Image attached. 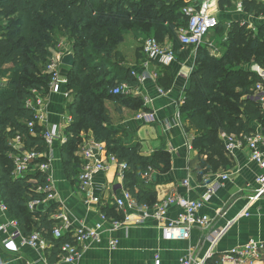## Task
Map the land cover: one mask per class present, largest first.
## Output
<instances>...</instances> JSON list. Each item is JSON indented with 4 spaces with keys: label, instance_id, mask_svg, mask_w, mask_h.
<instances>
[{
    "label": "trees",
    "instance_id": "obj_1",
    "mask_svg": "<svg viewBox=\"0 0 264 264\" xmlns=\"http://www.w3.org/2000/svg\"><path fill=\"white\" fill-rule=\"evenodd\" d=\"M242 1L248 14L264 18V2ZM182 6V2L176 0H0V23L7 17L13 19L11 32L3 31L0 25V71L8 64L23 68V71L17 69L8 83L0 87V191L22 232L31 224L32 212L28 204L46 196L38 193L37 189L45 185L47 175L36 170L25 178L14 179L8 140L21 134L28 149H35L41 155L47 152L41 128L37 127L36 134L29 135L25 123L33 118L26 108V101L33 96V91H41L50 83L49 75L47 83L30 81V75L38 71L27 63L26 48L35 50L46 69L51 57V54L43 53L48 47L45 38H50L47 32L52 28L64 30L73 41L76 65L69 69L67 75V89L72 92V102L67 105V110L73 121L66 127V133L72 138L60 148L66 178L75 184L81 167L78 153L84 143L80 134L91 132L94 140L106 145L108 154L128 165L125 187L132 198L139 205H153L157 201V193L152 180L143 182L145 189L136 190L131 177L138 170L143 173L148 169L152 173L165 171L160 164L162 156H143L138 146L121 145L113 137V132L104 128V124L110 122L104 104L106 100L113 99L120 104L134 106L133 100L113 97L111 93L113 87L123 82L133 88L138 85L131 76V69L122 68L119 53L115 50L123 40L122 30L132 29L137 35L153 32V38L158 42L174 39L176 31L187 24L181 12ZM226 49L225 55L217 59L199 48L197 71L191 77L182 107V114L190 126L202 131L197 142L201 152L199 171L219 169L229 164L226 148L219 138L221 132L242 139L252 133L247 120L263 121L261 107L244 99L254 92L261 80L252 71L244 69V65L255 58L264 69V25L258 28L257 33L246 25H232ZM88 51L98 56L94 63L86 59ZM189 54L188 50L183 52L185 56ZM44 158L41 157L40 161ZM102 212L110 217H119L113 210L104 209ZM40 223L45 224V231H51L54 226L46 217L40 218ZM42 230L41 226L37 228L38 232ZM46 238L52 240L55 247L50 259L53 262L69 237L54 239L48 235Z\"/></svg>",
    "mask_w": 264,
    "mask_h": 264
},
{
    "label": "crops",
    "instance_id": "obj_2",
    "mask_svg": "<svg viewBox=\"0 0 264 264\" xmlns=\"http://www.w3.org/2000/svg\"><path fill=\"white\" fill-rule=\"evenodd\" d=\"M205 1H209L210 12L220 21L218 29L212 32L211 37H206L204 44L196 49H182L176 44L173 47L176 57L173 64L150 65L146 71L147 80L143 84L138 83L135 88L132 87L131 94L121 96L133 100L134 106L120 104L113 99L106 100L104 106L110 122L104 124V128L113 132V137L121 145L138 146L143 156H162L160 164L165 171L154 172L150 178L157 193L156 202L173 194L201 200L206 191L214 186L215 192L201 211L212 219L211 228L208 231L193 229L187 241H168L162 231L164 223L148 220L143 225H136L134 222L116 231L104 232L99 241L88 243L82 251V256L72 264H155L156 259L160 264H179L180 259L188 254L196 261L207 257V264H232L231 261H224L225 256L232 250L246 245L251 240L264 243V196L253 204L250 203L259 188L257 178L263 171L251 160V153L244 143L241 144V137L228 136L223 132L219 138L226 148L229 164L219 169L208 168L199 171L201 152L197 142L202 131L192 128L186 116L182 114L191 77L197 71L196 57L199 48L220 59L223 56L213 55L210 53L211 49L220 42L222 47L223 44L226 47L232 25H246L257 33L258 28L264 25V18L248 14L242 0H191V3L197 7ZM170 40L166 39L165 43ZM187 50L190 54L183 55ZM143 60L141 50L138 59L121 66L131 69L132 76L134 71H143ZM252 73L260 78L264 87V70L258 68ZM255 94L254 88V92L244 99L251 100L261 107L263 121L247 122L252 130L251 134H264V105L255 101ZM71 102L72 97L67 100L61 94H53L49 99L48 122L64 127L65 133L66 127L71 124L67 121L70 116L67 105ZM144 112L152 114L155 119L153 123L147 124L151 127L138 118ZM144 127L149 128L144 132ZM80 137L84 143L93 138L91 132H82ZM61 147L57 146L44 158V161L50 164L58 201H46L35 210L29 208L32 212L31 224L23 229L25 235L31 236L38 232L39 226L43 227L40 234L45 240L44 244L38 249L22 246L17 252H9L2 244L5 236L0 235L1 264H69L64 262L62 252L55 261L50 262L55 247L52 240L46 236L51 235L52 230L45 231V224L40 223V218L46 217L55 224L58 214L62 211L70 216L73 227L78 228L93 227L99 222L104 209L113 210L117 214L116 199L122 196L126 187L125 179L119 178L116 166L112 165L108 172L95 177L93 193L99 201L87 203L85 197L65 176L60 159ZM224 175L228 177L225 181L222 180ZM131 180L135 181L136 190L145 189L143 182L146 179L143 171L135 172ZM184 181H189L188 187L184 185ZM245 210L248 216L242 215ZM125 212L136 221L138 210L127 207ZM179 212L178 208L171 209L166 222L175 220ZM12 221L17 220L8 208L6 211L2 210L0 203V224L9 225ZM217 234L219 239L213 245L211 237H216ZM113 240L117 241L115 248L110 244ZM259 252L260 259L256 264H263L264 246Z\"/></svg>",
    "mask_w": 264,
    "mask_h": 264
},
{
    "label": "built area",
    "instance_id": "obj_3",
    "mask_svg": "<svg viewBox=\"0 0 264 264\" xmlns=\"http://www.w3.org/2000/svg\"><path fill=\"white\" fill-rule=\"evenodd\" d=\"M182 2L181 9L183 17L186 19V26L176 31L174 40H170L162 45L155 38H146L142 42V54L144 60L141 64L142 72L134 71L132 77L137 79V82L143 84L147 78V70L150 65L159 63L163 65H171L176 61L173 47L177 44L182 49H196L204 44L206 37L211 31L218 29L220 25L219 19L210 12V3L205 1L199 6L191 3V0H176ZM62 56L52 57L47 65V74L50 76V83L47 90L33 91V96L26 101V108L33 115L31 121L25 123L29 135L36 134V128H41V137L47 147V152L43 155L39 154L35 149H28L25 144V138L21 134H16L8 140V147L11 149L8 156L12 163L13 178H25L26 175L33 171H41L47 175L45 185L39 186L38 193L45 194V198L36 199L30 202L28 207L35 210L42 206L46 201H58V195L51 178L50 164L45 161H40L41 157L46 155L57 146L65 145L72 135L65 133V128L59 125L50 124L48 122V105L50 96L53 94H61L64 99H71L72 92L67 89L68 77L63 76ZM156 77V74L154 75ZM64 89V90H63ZM133 92V88L126 84H118L111 93L115 96H126ZM257 101L264 105V87L261 84L256 86ZM147 100V99H146ZM148 101V100H147ZM138 118L146 124L155 121L152 114L141 113ZM68 123H72L71 116L67 118ZM244 143L251 153V160L255 162L263 174L257 178V189L250 203H254L264 196V134H250L242 138L241 144ZM231 150L230 148H228ZM80 156L81 167L78 175L75 178V186L77 190L85 197L87 203L99 201L93 193V182L95 177L100 173H106L114 165L117 168L118 176L121 180L125 179V174L128 171V165L125 162H119L114 156L107 153L106 145L102 142H97L94 138L89 139L81 146ZM152 171L148 169L144 173V178L150 180ZM226 175L222 176V180H227ZM36 181H34L35 183ZM186 187L189 186V181H184ZM215 187L209 188L201 200H192L176 194L166 197L160 202L153 205H139L132 198L130 193L125 190L122 196L116 199L117 215L110 217L106 213H101L100 220L93 227L80 226L73 227L70 216L65 212H60L57 216V222L52 228L51 235L54 239H62L65 236L69 237V241L61 246L63 260L65 263L72 264L81 256L86 245L92 241H99L104 232H113L121 229L128 224L143 225L146 221L152 220L162 224L163 235L168 241H187L190 239L191 231L199 229L208 231L212 225V219L202 214L201 211L206 203L211 199ZM1 209L6 211L7 207L4 204L0 191ZM250 204V205H252ZM133 208L138 210V217L134 221L133 217L125 212V209ZM173 208L180 210L179 215L173 221H167L169 211ZM242 215L248 216L247 210ZM0 235H4L3 247L9 252H17L22 246L38 249L45 240L40 232L34 233L31 236H25L17 221H12L9 225L0 224ZM219 234L216 237H211L212 244H216ZM111 247L117 246V241H111ZM264 243L251 240L246 245L236 248L229 252L224 258V261H231L232 264H256L260 258V249ZM207 258V257H206ZM206 258L202 261H196L190 254L181 258L179 264H207ZM264 264V259L262 260ZM1 264V261H0ZM155 264H160L156 259ZM221 264H224L221 263Z\"/></svg>",
    "mask_w": 264,
    "mask_h": 264
},
{
    "label": "rangeland",
    "instance_id": "obj_4",
    "mask_svg": "<svg viewBox=\"0 0 264 264\" xmlns=\"http://www.w3.org/2000/svg\"><path fill=\"white\" fill-rule=\"evenodd\" d=\"M12 22L13 19L12 17H7L6 19H3L0 23L2 30L6 32H11L13 30L12 28ZM213 31L210 32V34L207 36L211 37ZM47 34L50 36V38H45V45L47 44L48 47L46 46L44 48V54H51V59L52 57H63L64 55L68 54L69 52L73 51V41L70 38V35L66 31H60L57 28H52L50 31L47 32ZM123 34V40L116 45L115 50L119 53V61L121 64H127L128 62L133 63L136 59L140 57V52L142 50V42L146 38H153L154 34L153 32L148 35V34H141L137 35V33L134 32V30L129 29V28H124L122 30ZM50 40V42H49ZM164 40L163 42L160 41L162 45L165 44ZM221 43V42H220ZM220 43L215 44V46L211 49L213 55H221L224 56L227 49L226 47H223ZM223 48V49H221ZM87 55V60L91 61L94 63L98 56L91 53V51L86 52ZM26 58H27V63L31 65L32 68H34V71H38L36 74L30 75L29 79L30 81L33 80H39L44 83H47L48 81V74H47V68H44V64L38 58L37 54L35 53V50L32 47L26 48ZM258 68H261L264 70L255 60V58H252L250 62L247 65H244V69L248 71H255L258 70ZM17 69H20V71H23V68H14L11 64H8L6 66H3L0 71V87H2L4 84H7L8 81L11 79L13 73L17 71ZM68 69L65 67H62L61 72L63 76L68 75ZM48 76V77H47ZM50 78V77H49ZM48 87H45V90H47ZM114 88V87H113ZM112 88V89H113ZM147 125V124H146ZM150 126V125H147ZM151 127V126H150ZM149 127H144L143 131H147Z\"/></svg>",
    "mask_w": 264,
    "mask_h": 264
},
{
    "label": "water",
    "instance_id": "obj_5",
    "mask_svg": "<svg viewBox=\"0 0 264 264\" xmlns=\"http://www.w3.org/2000/svg\"><path fill=\"white\" fill-rule=\"evenodd\" d=\"M61 64L63 67L69 69H73L76 65V57H75V53L72 51L66 55L63 56ZM0 121H1V117H0ZM1 132H0V140H1Z\"/></svg>",
    "mask_w": 264,
    "mask_h": 264
}]
</instances>
